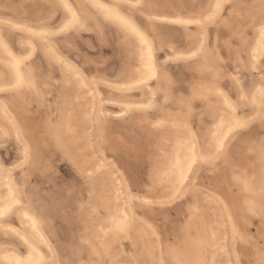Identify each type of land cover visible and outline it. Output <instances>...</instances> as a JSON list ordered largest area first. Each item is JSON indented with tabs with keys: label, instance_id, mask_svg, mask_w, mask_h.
Returning <instances> with one entry per match:
<instances>
[{
	"label": "rangeland",
	"instance_id": "obj_1",
	"mask_svg": "<svg viewBox=\"0 0 264 264\" xmlns=\"http://www.w3.org/2000/svg\"><path fill=\"white\" fill-rule=\"evenodd\" d=\"M55 2L58 1L0 0V6H2L0 7V18L22 23H34L38 20L58 23L59 21L55 19L58 14L49 12L50 5ZM153 2L166 12H178L188 18L199 12L201 5L206 0H154ZM229 2H234L237 5L235 11L239 10L241 13L235 19L237 27H240L241 18H247L254 13L255 10L249 6L259 4V0H229ZM146 26L150 27L147 21ZM154 26L158 37V47L161 46L160 41L180 47L178 41L181 38H183L186 47L188 44L187 33L195 31L194 27L187 26L188 30L185 31L181 25H172L166 22L156 23ZM100 34L101 37L95 31H86L80 34L74 43L72 41L70 43H73L74 49L83 56L102 58L99 62L100 70L109 79L121 76L129 77L135 64L136 47L123 36H118L114 27H109L107 32L102 30ZM217 35L218 33L215 31L211 34L213 45H215ZM231 35L233 33L229 31L228 27H222L219 33L221 43L228 40ZM244 35L246 39L251 33ZM13 52L18 53L19 47H14ZM63 55L75 63L77 58L75 52L69 55L65 51ZM42 56V53L34 56L35 63H30L26 69H23L33 73L34 80L40 88V99L37 100L34 93L31 92H20L16 96H6L0 93V104L4 105L6 113L12 117V121L15 120L21 127L25 139L30 141L33 149V164L24 171L27 178L24 190L36 216L42 220L44 230L47 231V234L49 233L51 242L58 250L54 259H57V262L69 259L88 260L90 254L88 245L83 241L86 236L91 235L90 220L92 217H96L89 211L90 204L88 202L90 199L88 196L90 195L91 200L96 201L98 190L94 179L86 180L81 155L75 148L72 149L66 139V134L63 132L60 116L64 112L65 104L62 100L70 92V86L63 82L60 67L49 68L47 60ZM220 56L227 60L228 49L224 48L220 52ZM1 58L2 56H0ZM159 59L163 63L165 57L161 55ZM208 60L213 63L211 59ZM226 67L228 72L233 71L232 67ZM163 69L166 71L167 77L166 80H159L158 86L167 92L168 100L165 101L162 95L158 94L157 104L163 103L162 110L170 111L178 122L187 116L194 134L196 133L200 137L198 130L205 129L210 123V118L203 102L198 99H191L189 87L195 82L209 81V75L198 74L195 65H189L183 61L171 62ZM223 70L221 69V71ZM0 71V76H3L6 71L1 60ZM95 74L96 65L94 64L87 75L90 78ZM58 82L61 83L58 84ZM219 83L226 92L229 91L230 81L220 77ZM155 85V81H150V86L154 87ZM109 94L106 90L100 91V96ZM112 94L120 95L119 93ZM144 96V90L136 91L125 100L136 102L142 100ZM180 99L191 100V103L186 107L181 106ZM210 100L211 104H214L212 97ZM97 101L99 102V100ZM43 102L46 105L40 107ZM78 103L79 105L75 107L74 111L75 117L78 118L77 125L74 127V134H79L80 146H84L85 142L88 143V151L84 153L94 158L102 154L104 159L110 161L112 167L116 169L113 171L115 175L117 172L121 175L119 184H123L126 190H133V195H136L138 190H142L143 193H150L147 196L149 199L165 200L159 198V195H155L160 194L161 187L157 181L156 170L163 164L166 155L172 149L173 133L170 129L161 130L151 124L160 116L159 111L154 109L147 113H129V119H109L107 126L103 124L102 128L97 129L92 126L91 120L89 123L83 122V100L79 99ZM117 109L118 106L115 104H106L104 112H112ZM242 114L245 115V112ZM46 117L54 121L53 134H51L52 126ZM0 123L4 129H8L1 121ZM260 125L258 120H254L247 128L232 136L228 142L229 151L225 161L224 158L215 160L212 162L213 166L208 163H200L197 166L196 174L192 177L191 189L174 203L166 205L165 211L158 209L146 211L147 206L142 207L139 201L134 204L129 203L127 205L130 217L127 230L128 238H116L111 245L112 252L126 264H159L162 259L165 260V248L168 246L170 249H175L176 254L180 255L182 260L188 264L200 260L196 241L200 234V218L197 210L202 204L197 189H201L214 197L219 196L223 215L226 216L230 213L232 216L231 224L236 229L235 252L230 253L232 260L236 259V253H244L246 264L248 261H251V264H256L255 251L241 242L240 236H255L257 234V228L260 225L259 213L252 216L242 209L241 203L238 201L241 192L231 185V179L227 177H230L229 172L232 166H234V170L240 171L239 165H241L251 174L253 173L252 162H256L257 166L263 163L260 155L255 151V147L249 146H255L261 139H264V126ZM10 133L6 137L0 134V151H3L5 156H10L12 160H15L18 155V145L14 134L11 131ZM98 133L99 139L97 140ZM234 164H238V167ZM218 175L220 176L218 177ZM15 179H20L18 171L15 172ZM100 215L101 217L105 216L104 212H101ZM245 220L248 221L250 227H246ZM140 227L151 232V239L143 237ZM147 240H151L152 243L153 263L145 251ZM231 242L229 247L233 245V234ZM174 263L168 261V264Z\"/></svg>",
	"mask_w": 264,
	"mask_h": 264
},
{
	"label": "snow or ice",
	"instance_id": "obj_2",
	"mask_svg": "<svg viewBox=\"0 0 264 264\" xmlns=\"http://www.w3.org/2000/svg\"><path fill=\"white\" fill-rule=\"evenodd\" d=\"M236 7L237 5L234 2L230 3L229 0H206L199 12L188 18L171 20L169 23L172 25L190 26L195 29L194 32L189 33L186 47L181 38L178 41L180 47L172 46L171 48L165 41H160L161 46L158 47L155 31L147 28L146 21L155 23L158 19L151 15L153 6L147 3V0H89L88 4L58 0L49 7L50 13L58 14L55 17L58 23L44 20L22 23L0 18V56L4 58L6 69L4 75L0 76V93L16 96L20 92H31L39 100L40 88L34 80L33 73L23 69H26L28 64L35 63L34 56L42 53L49 68L60 67L62 75L66 76L63 82L78 86L86 94L83 103L87 107L82 110L90 112V116L86 119H90L92 126L97 129L103 127L106 104H111L118 99L123 101L136 91L145 89L152 91L148 88L149 81L159 82L161 76H158V72L162 74L163 68L171 62L183 61L189 65H196L202 58L213 61L212 66L207 69L208 75L213 77L212 80L207 85H193L191 99L205 100L207 99L205 92L212 96L217 101L212 108L215 115L219 116V123L215 124L214 129L209 130L210 136L206 135L202 141L188 139L185 142L182 154L177 155L173 165L171 188L163 193L167 197L165 200L145 199L144 197L150 193H143L142 190H138L137 194L133 195V190H126L123 184H119L121 175L117 172L116 177L113 178L117 206L119 207L120 197L123 196L125 208L110 221L112 225L110 231L116 238H128L127 205L129 203L134 204L139 201L142 207L147 206L146 211L156 209L165 211L166 205L174 203L191 189L192 177L196 174L200 163L226 158L229 151L228 142L238 130L247 128L254 120H259L264 126V0H259L258 5L249 6L255 11L247 18L240 19V27L235 24ZM145 13L149 15L145 16ZM109 27H114L118 36H123L136 47L141 64L138 70L139 75L109 79L107 75L101 73L99 62L102 58L83 56L74 49V40L83 32L95 31L99 35L101 30L107 32ZM222 27H228L233 33L223 43L219 36ZM213 31L218 33L215 45L211 37ZM245 33H251V35L245 39ZM17 46L19 52L14 53L13 48ZM224 48L228 49L227 60L220 56ZM65 51L69 55L75 52L77 56L75 63L63 55ZM161 55L165 57L163 63L159 59ZM94 64L96 74L89 78L87 73L91 71ZM226 66L232 67L236 75L229 73ZM218 69L224 70L218 72ZM219 77L231 82L228 92L220 89ZM102 89L110 94L100 96ZM112 93L120 95L116 96ZM232 96H235L234 100ZM156 99V94L153 92L147 103H121V111L115 114L116 118L127 119L129 113H147L158 109ZM182 102L187 106L191 100L182 99ZM249 109L255 115H249ZM240 112H245V115H239ZM111 115L112 113H108L109 117ZM176 127L178 130L185 129V135H188L186 125ZM13 129L20 151L15 160L0 151V176L5 174L10 176L15 169L23 170L31 165L34 158L30 141L25 139V134L15 120L11 122V129H0V132L8 136ZM96 139H99V133ZM254 147L264 162V139H261ZM97 163L99 166L93 172H86V180H91L94 175L102 171H116L102 154L98 155ZM9 164L11 166L7 167ZM237 180L243 184L245 192L251 191L247 179L241 180L237 177ZM6 190L7 195L0 194V241H2L0 264H109V260L111 264H126L112 252L110 246L101 245L97 248L91 243L88 244L90 253L88 260L69 259L57 262L55 259H47L45 253L40 250L47 245V240L40 230L39 222L33 215H29L31 209L22 212V209L27 207L24 202L25 193L19 188H14L11 182ZM249 212L252 216L259 213L260 225L255 236L241 235L240 241L255 251L256 264H264V182L261 184L259 193V206L251 205ZM224 219V231H227V224L232 219L231 214L226 215ZM16 221L19 222V227L16 226ZM245 225L250 227L247 220ZM235 234L236 229L233 227V245L226 249L230 253L235 252ZM51 252L52 249L48 246V253ZM169 254L175 257V249H170ZM159 264H168V261L162 259ZM175 264H188V262L177 258ZM193 264H210V262L204 258ZM211 264H224V262L213 258ZM228 264H246L244 253H236L234 261L229 256ZM247 264H251V261Z\"/></svg>",
	"mask_w": 264,
	"mask_h": 264
},
{
	"label": "bare ground",
	"instance_id": "obj_3",
	"mask_svg": "<svg viewBox=\"0 0 264 264\" xmlns=\"http://www.w3.org/2000/svg\"><path fill=\"white\" fill-rule=\"evenodd\" d=\"M153 1L147 0V2H149V4H151L153 6V9L151 10V15L158 17L155 24L161 23V22L169 23L173 19L187 18V17L182 16L178 12H166L163 9L159 8ZM72 2L77 3V4H88L89 0H72ZM157 2H159V1H157ZM0 7H2V6H0ZM184 12H186V11H184ZM236 14L238 16L241 15L239 10H236ZM147 15H149V13L145 14V16H147ZM147 22H149V24H150V27L147 26V28L155 30V26H154L155 24L150 22V21H147ZM23 23H25V22H23ZM257 27H259V25H257ZM182 28L185 31L188 30L187 26H182ZM155 33H156V30H155ZM188 39H189V34L187 33V40ZM257 39H258V36H257ZM105 41H106V39H105ZM169 44H171V43H169ZM168 46H169V48L172 47V45H168ZM0 60L2 61V65L5 68L4 58L2 57ZM211 66H212V62H210L208 59L202 58L200 60V62L195 65V69H196V72L198 74H202V75L205 74L206 75V74H208L207 69ZM140 68H141V64L139 61V55H138V52H136L135 64L133 66V70L131 71L129 77H131L133 75H139L138 70ZM65 71H67V70H65ZM219 71H221V69H218V72ZM229 73H231L232 75H236V73L234 71H230ZM60 74L65 81L66 76L62 75L61 69H60ZM202 75H201V77H202ZM158 76H161V79L166 80L167 73L163 69L162 74H161V72H158ZM90 78H91V76H90ZM208 78H210V79L207 82H195V84L194 83L193 84L194 85H200V84L207 85L212 80L213 77L209 76ZM219 79H220V77H219ZM155 83H156V85L154 87H152V86H150V81H149L148 88H150L152 91H148L147 89H145L144 90L145 96L143 97L142 100L136 101V103H147L148 99L151 98L153 92H155L156 97L158 94H161L165 101L168 100V98H166V96L168 97L167 92L165 90H162L161 87L158 86L159 82L155 81ZM66 84L70 86V90H69L70 92L62 100L65 104L64 105V112L60 116L61 120H62V124H63V132L66 134V139H67L69 145L72 147V149L75 148L76 151H79L78 153H79V155H81L80 158H81L82 167H83L84 173L86 175V172H93L95 170V168L99 166V164L97 163V158H94L91 155H86L84 153L85 151H88V143L85 142L84 146H82V145L80 146L79 145V137L80 136H79V134H74L75 133L74 127L77 125V121H78V118L75 117V115H74L75 107L77 105H79V103H78L79 99H82L83 101L85 100L86 94L78 86H74L71 83H66ZM219 87L221 90L225 91L223 89V87L220 85V83H219ZM189 88H190L189 89L190 90V97H192L193 85ZM205 95L207 96V99H205V100H201L200 98H196V99L203 102L205 109L208 112V116L210 118L209 125L205 129H202L201 131L198 130L200 137L196 133L194 134L192 128L190 127V123L187 119V116L184 117V119L181 122H178L177 119L175 118V116L172 115L170 111H163L162 110L163 103L157 104V102H156V104L159 107H158V109H155V110L159 111L160 116L157 117L155 120H153V122L151 124L154 127L161 129V130L170 129L171 132L173 133V135H172V149L166 155L163 164H161V165L159 164L160 166L156 170L157 181L161 184L160 195H159V198H161V199H167V197L164 196L163 193L168 192L169 189L171 188V185L173 183V180H172L173 165L176 162L177 155L182 154L183 146H184L185 142L188 139H194L196 141H202L206 135L210 136L209 130L214 129L215 124L219 123V116L215 115L213 108H212V106L215 105L217 103V101L214 99L212 102L214 104H211L210 99L212 96L208 95L207 92H205ZM232 99L234 100L235 98H232ZM97 100H99V97H97ZM127 102H132V101H127V100L121 101L118 99L112 103V104L117 105L118 109L116 111H112V112H109V111L104 112V114H105L104 125L105 126H107L109 119H117L115 114L117 112L121 111L120 104L121 103H127ZM44 103L45 102H43L40 105V107L43 105L45 106L46 104H44ZM179 103L181 104V106L186 107L181 99H180ZM84 107H87V105L84 104ZM21 109H25V108H21ZM248 111H249L248 112L249 115H255V113L251 112L250 109ZM108 113H112V115L109 117ZM239 115L243 116L242 112H240ZM88 116H90V112L82 111V120L84 123L90 122V119H86V117H88ZM46 118H47L48 122H50V126H52L51 134H53L54 133V130H53L54 129V126H53L54 121L49 117H46ZM120 119H123V118H120ZM128 119H129V117H128ZM0 121L3 124H5V126L8 127V129H11L12 117L6 113L5 107L2 104H0ZM147 122H149V121H147ZM203 122H205V121H203ZM177 125H186L188 135H185V129L181 128L178 130V128L176 127ZM0 129H4L3 126H1V123H0ZM241 130L242 129L238 130V132H240ZM225 131H226V129H225ZM11 132L14 134V137H15V130L13 129ZM0 134H3V133L0 132ZM85 134H86V131L84 133V136H85ZM103 139H104V137H103ZM64 142L66 143V141H64ZM249 146L251 148L254 147L253 145L252 146L249 145ZM197 148L199 149V144L197 145ZM19 151L20 150H19V146H18V152ZM224 161H225V158H224ZM32 164L33 163L31 162L30 166H32ZM208 164L213 166L212 162H209ZM251 164L253 167V173H251V174L248 173L246 171V168L241 166V165H239L240 171L234 170V166L231 167V165H230V167H231V171L229 172L230 177L229 176L227 177V178L231 179V183H232L231 185L234 186L239 192H241V197L238 201L241 203L242 209L246 213H249V214H251L249 212V207L251 205L255 204L257 207L259 206V193H260V189H261V184H262V182H264V162L259 164V166L256 165V162L255 163L252 162ZM234 165H236V164H234ZM249 165H250V163H249ZM10 166H11V164L8 167H10ZM30 166H26L23 170L15 169L10 176H8L6 174L3 176H0V194L7 195L6 189H7V186L9 185V182H11V185L14 188H19L20 190H22L25 193L24 188H25V183L27 182V178H26V173L24 171H25V169H28ZM236 167H238V164L236 165ZM252 167H251V169H252ZM16 171H18L20 174L19 180L15 179V172ZM220 173H222V172L220 171ZM222 175H224V174H222ZM222 175H221V177H222ZM219 176L220 175H218V177ZM114 177H116V175L113 171H102L99 174L94 175V177L92 178L96 182V186H97V190H98V198L96 201H93V200H91L92 197H90V195L88 196V198L90 199V201L88 202L90 204L89 211L91 213H93L96 217L95 218L92 217V220H90L91 222H90L89 226L91 227V232H92L91 235L86 236L85 240L83 241L87 245L89 243H91L94 246H96L97 248H99L101 245L106 246V247L110 246L112 249L111 245L116 240V237L110 231V229L112 228L110 221H111L113 216H116L118 214V212L124 211L125 205L123 203L124 198L122 196V197H120L119 207L117 206L118 201H117V197L115 195V190H114V185H113V178ZM221 177H220V179H221ZM237 177H240L241 180L247 179L249 188L251 190L250 192H245L243 190V184L237 180ZM225 181H227V180H225ZM231 190H232V188H231ZM197 192H198L199 197H200V202L202 203L200 206V209L197 210V212L199 214V218H200V229H199L200 234H199V237L196 241L197 253H198L200 259L207 258L209 260L210 264H211V261L213 260V258H215V260H217V261H218V258H220V261H223L224 264H228V258L230 256V252L226 251V249L229 248V246L232 243L231 238H232V234H233V232H232L233 226L231 224V221L228 222V224H227V231H224V228H225L224 217L225 216L223 215V208H222L219 196L214 197L213 195L208 194L207 191H203L201 189H199V190L197 189ZM253 193L255 195H253ZM144 198L149 199V197H147V196H145ZM24 202L27 205V207L25 209H22V212L31 209V211H29V215H33L37 219V221L40 224V230L43 233V235L45 236V239L47 240V245L41 247L40 250L43 253H45V256L47 259H54L58 250L55 249L53 243L51 242V239L48 236L49 233L47 234V231L44 230L42 220H40L36 216L35 211L30 204L29 197H27L26 194H25ZM235 202H236V200H235ZM203 203H205V204H203ZM235 205H239V204H235ZM101 212H104V214H105L104 217H101V215H100ZM129 220H130V217H129ZM242 222H244V221L242 220ZM15 224L17 227H19L18 221H16ZM234 224H236V223H234ZM140 230H141L143 237H146L147 239L148 238L151 239V232L148 231V229L140 227ZM229 234H230V236H229ZM0 243H2V241H0ZM48 246H50L52 249L51 253H48ZM169 250H170V248L167 246L165 248V260L171 261V262H175V260L177 258L182 260V258L178 254H176L175 257L171 256L169 254ZM145 251L148 254V257H149L151 263H153L152 262L153 251H152L151 240H149V241L147 240ZM109 264H111L110 260H109Z\"/></svg>",
	"mask_w": 264,
	"mask_h": 264
}]
</instances>
